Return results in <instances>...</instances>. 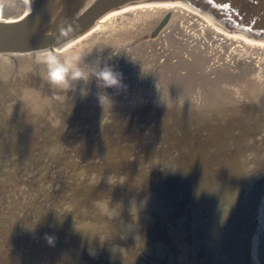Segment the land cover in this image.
Wrapping results in <instances>:
<instances>
[{"label": "water", "instance_id": "1", "mask_svg": "<svg viewBox=\"0 0 264 264\" xmlns=\"http://www.w3.org/2000/svg\"><path fill=\"white\" fill-rule=\"evenodd\" d=\"M18 1L25 15L15 20L0 18V264H178L179 260L182 264H225L229 253L224 243L236 210L235 174L215 168L214 162L222 159L215 147L201 151L214 162L202 163L205 168L198 173L195 168L194 184L186 183L190 194L202 186L203 200H209L203 211L198 209L197 217L196 210L191 215L188 208L189 200L197 201L196 194L188 195L183 185L170 194L165 187L170 167L155 161L158 155L152 149L156 142L167 143L194 163L191 158L197 150L193 145L205 130L203 122L193 126L201 111L191 102L159 109L154 121L159 120L163 129L149 128L146 133L137 123L131 127L127 120L122 123L124 114L99 121L95 78H91L93 86L77 82L75 91L52 88L37 58L46 49L65 57L68 52L60 49L90 30L103 14L156 1H179L222 29L264 40V0ZM172 16L171 11L160 16L145 29L142 42L162 48L174 22ZM61 28L66 30L63 36ZM184 51L186 58L195 54L187 47ZM221 83L205 74L197 92L209 87L216 95ZM261 85L257 94L264 102ZM258 101L245 103L247 110L259 109ZM217 104L226 108V101ZM234 112L220 126L241 127L239 114ZM183 119L187 125L181 123ZM42 137L41 151L44 147L48 153L57 152L50 154L56 159L72 154L73 162H63L67 169L36 153ZM48 137L53 141H47ZM77 145L80 152L69 149ZM181 195L188 197L183 203ZM220 208L221 216L215 217Z\"/></svg>", "mask_w": 264, "mask_h": 264}, {"label": "rangeland", "instance_id": "2", "mask_svg": "<svg viewBox=\"0 0 264 264\" xmlns=\"http://www.w3.org/2000/svg\"><path fill=\"white\" fill-rule=\"evenodd\" d=\"M13 14L15 13L10 15ZM108 25L111 24L108 23ZM114 25L115 23L111 26ZM140 27L133 26L130 31L120 35L118 33V37H115L114 34H107L105 36H108V39H85L79 43L81 47L75 48L71 52V55L77 52L81 54L82 67L95 66L99 57L100 66L103 67L104 64L112 66L115 71L122 74V83L127 86L126 89L96 87L98 92L106 93L111 98L110 107L107 103H105L104 108L100 103L97 106L98 120L120 118L124 114L125 118L121 120L122 123L127 120L128 127L137 123L144 128V133H146L149 128L152 131L155 128H162L163 125L159 120L154 121V118L159 115V109H166L176 104L186 106L188 102L193 103L197 109H201L199 111L202 113V120H195L193 126L196 127L203 122L206 127L202 126L205 130L203 131L204 136L200 140L201 143L197 142V145H193V148L197 150L196 156L194 154L191 158L194 163L187 161L183 157V153L179 152L173 145L156 142L152 147L154 153L158 155L155 161L159 159L161 163L170 167L169 173H167L169 181L165 187L171 192L170 194H173L179 190V185H183L188 195L196 194L197 201L192 203L189 200L188 208L191 215H193L192 211L196 210L197 217H199L198 209L203 211L206 205L209 206V200L206 198L203 200L204 188L202 186L190 194L188 189H191V186L186 183L193 182L192 176H194V171L197 168V173L205 168L202 163L207 162L209 165L210 160L212 163L214 162L213 159H207L204 153L205 150L215 147L217 153H220L222 157L221 161L214 162L215 168L227 174H235V184L238 187V189L236 187L233 190L236 210L234 218L229 222V238L224 243L227 244L229 253L225 264H264V103L254 114L255 117L257 116L258 122L255 120L248 125L243 123L239 128L220 126L223 118L232 112L230 107L224 108V103L221 106L218 104L216 107L212 106V102H225L223 99H226L227 94L233 96L231 103L235 106H241L244 102L241 96L246 98L244 104H253L257 100L262 102L257 93L260 92L261 84L264 85V51L250 50L241 57L235 54L238 50L232 45L234 50L230 47V58L227 56V44L220 45L214 40L206 39L199 31L196 34L198 46H193L194 41L191 42L192 45H186L184 42L190 41V37L176 35L177 31L174 26L170 27L165 45L162 48L156 45L150 46L148 43L143 46ZM185 45L195 48L193 49L195 54L193 53L192 57L202 59L199 66H196L197 63L185 66V54H187L184 51ZM225 46L226 49L223 52ZM214 50L219 51L215 54L213 53ZM253 67L257 69V72L253 71ZM146 70L150 72L149 83L152 92L148 98L150 102L144 105L142 104L143 96L138 95L135 90H138L139 87L136 84V81L139 80V74L146 73ZM249 71H253V75ZM205 74L212 76V79H216V81L223 82V84L225 82L224 92L227 93L219 99L211 98L208 105L202 99L201 93L197 92V85ZM34 92L37 94L38 90L35 89ZM242 108L234 113L240 114ZM186 111L188 113L190 109ZM246 113L252 114L245 110ZM221 114L223 115L221 116ZM107 117L109 119H106ZM187 121V119H183L181 123L187 125ZM94 123L97 122L94 121ZM127 123L123 125L126 126ZM152 139L156 141L155 136ZM201 151L204 152L203 155ZM231 152L235 153L232 157H230ZM198 182L203 184L201 180ZM185 198L188 197L181 195L182 203Z\"/></svg>", "mask_w": 264, "mask_h": 264}, {"label": "bare ground", "instance_id": "3", "mask_svg": "<svg viewBox=\"0 0 264 264\" xmlns=\"http://www.w3.org/2000/svg\"><path fill=\"white\" fill-rule=\"evenodd\" d=\"M168 11H171V13L173 14L172 17L174 19V22H173L172 26H174V29L177 31L176 35H178V36L179 35H185V36L190 37V41H187V43L184 42L186 45H189V44L192 45V43L194 41L195 44H193V46L197 47L199 42L196 39L197 38L196 34L199 33V31H200L204 35V37H206V39H209L211 41L214 40L215 42H217L220 45L221 44H223V45L227 44L228 45V50H226L227 56H230V58H231L230 47L233 48L232 45H234L235 48L238 50V51H236L235 54L240 55L241 57L244 53L249 52L250 50L264 51V40H260V39L252 38V37H246V36H243L241 34L222 29V28L218 27L214 22H212V20L209 19L208 17H205L203 15H200V14H197L195 12L190 11L188 8H186L179 1H168V2L156 1V2L136 3L133 5H127L125 7H122L121 10L113 12V13H110L107 15L103 14L100 17V19H98L96 21V23L94 24V26L90 30H88L86 33L74 38L73 40L67 42L60 49V51L68 52L67 56H70L71 52H73V50H75V48L81 47L79 45V43L81 41H84L85 39L107 38L108 36H105L107 34L108 35L114 34L115 37H118V33L120 35L122 33H125L126 31H130V28H133V26H136L137 28H139L141 26L140 31L144 36V33L146 32L145 29H148L152 24H154L156 22V20L160 16H162L163 14H165ZM11 13H15V14L10 15ZM25 14L26 13H25L23 7L21 6V4L18 0H0V18H6L8 20H15V19H18L19 17H21ZM108 23L111 25H113L115 23V25L111 26V25H108ZM167 32H169V29ZM141 39H143V38L141 37ZM144 43H146V42H144ZM186 45H185V47L188 48L189 53H193V51H194L193 49H195V48L192 46H186ZM225 49H226V46L223 48V52L225 51ZM232 50H234V48ZM218 51L219 50H214L213 53L217 54ZM223 52H222V55H224ZM191 57L192 56H187V58L185 59V62H184L185 66L188 64H193V63L194 64L195 63H201V61L199 60L198 57H192V58ZM227 58H229V57H227ZM256 70L257 69L255 67H253V71L257 72ZM146 71H147L146 73L139 74V80L136 81V84L139 87H138V90H135V92L138 93V95L143 96L142 104H144V105H147L150 102L148 98L151 96V92H152L151 91V84L149 83L150 72L148 70H146ZM92 83H93V81L90 78V80L87 84L92 85ZM221 84H219L220 87L218 86L219 89L217 90L216 95H215L216 91L212 92L211 88H209V87H207V88L205 87L201 90L200 93H201L202 99L206 102L207 105L209 104V102H210L209 100L211 98L212 99H216L219 97L221 98V97H224V95H221V94H227L226 92H224V84H222V85ZM238 92H239V90H238ZM227 95L228 96L226 97V99H223V100H225V101L227 100L226 107H230V109H232L230 111H233V112L234 111H240L242 106H243V110L241 111V113L237 117L238 122L241 123V121H242V123H244V125H248L251 122H255V120L257 121V119H256L257 116L255 117L254 114H256V112L258 110V106H255L254 108H252L249 111V113H252V114H245V110L248 111L246 106H245L246 104H244V102H246V98L244 96H241V99L244 102H242L241 106L240 105L235 106L234 104L231 103L233 96H230L231 94H227ZM206 99H208V100L206 101ZM263 103L264 102L262 101L261 104H263ZM212 106L216 107L217 102H215V103L212 102ZM172 107H177V106H170L167 108L171 109ZM238 107H239V109H238ZM236 109H238V110H236ZM199 110H201V109H197V111H199ZM230 114H231V112L228 113V115H230ZM106 119H108V117ZM195 120L196 121L202 120V114L200 113V115H198V113H196ZM41 136H43L45 138L44 134H42ZM43 137L40 138L39 144L36 145V149H35L36 153L40 152L41 158H44L46 161L51 160V159L59 161L60 164L64 165L63 168L67 169L65 163H63V162H64V160L67 162H73L72 160H70V157L74 160V158L72 157V154L71 153H69L68 155L61 154L59 157H57L58 159H56L54 156H52L50 154L54 155V154H57V152L48 153L44 147L42 148V151H41V146H42L41 144L44 145ZM48 140L51 142V141H53V138L48 137L47 141ZM73 148H75L77 150V152H80L78 150V149H80V147L78 145H77V147L70 146L69 149L73 150ZM71 164L72 163H70V165ZM203 193H204V190H203ZM76 196L77 195H69L70 198L76 197ZM222 197H223V195H222ZM221 214H222V210L220 208L219 210H217L215 212V217H219V216H221ZM222 220H224V219H222ZM224 230H225V226H224ZM225 240H226V238H225ZM205 246H208V244H205ZM155 252L157 254H159V251L155 250ZM197 253H198L197 255H200L201 250H199ZM174 256H177V253L174 254ZM198 260H199V258L196 259V261H198ZM218 261H219V259H218ZM176 264H177V262H176ZM178 264H182V260L181 261L179 260Z\"/></svg>", "mask_w": 264, "mask_h": 264}, {"label": "clouds", "instance_id": "4", "mask_svg": "<svg viewBox=\"0 0 264 264\" xmlns=\"http://www.w3.org/2000/svg\"><path fill=\"white\" fill-rule=\"evenodd\" d=\"M61 36L66 34V30L61 28ZM102 51V48L100 49ZM81 54L79 52L62 57L57 52L46 49L38 58L37 63L45 66L46 72L44 78L52 88L60 89L61 91H75L77 82L83 81L87 84L90 78H95L98 88H117L126 89V85L122 83V74L114 70L108 64L100 66V59L98 57L95 66L82 67ZM82 95H87L86 89H81ZM97 99L104 108L105 103L108 107L111 106V98L103 92L97 93ZM53 242L52 238L48 241Z\"/></svg>", "mask_w": 264, "mask_h": 264}]
</instances>
